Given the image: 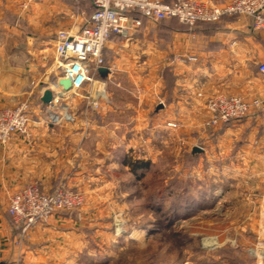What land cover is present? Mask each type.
<instances>
[{
  "label": "crops",
  "instance_id": "1",
  "mask_svg": "<svg viewBox=\"0 0 264 264\" xmlns=\"http://www.w3.org/2000/svg\"><path fill=\"white\" fill-rule=\"evenodd\" d=\"M15 1V6L22 3L28 6L35 0H0V109L8 107L7 102L29 99L30 84H34L36 78L40 87L31 93L34 105L28 135L14 136L8 143L0 144V264L113 263L114 253L109 247L102 252L89 251L88 230L95 223L78 220L73 214H56L48 222L33 227L24 240L18 242L17 231L7 214L9 197L25 184L35 181L44 191H51L58 174L71 172L73 164L77 168L72 170V179L69 174L64 176L69 186L70 182L80 185L88 163L86 151L84 153L88 142L107 155L99 173H105V169L113 173L124 171L128 169V162L122 159L123 168H119L111 154L120 155L122 149L134 146L137 134H143L146 144L154 131L159 129L160 133L172 125L171 116H180L183 125L191 124L202 136L209 120L206 102L215 96H236L248 103L257 101L259 106H252L237 123L222 125L220 131L218 126L214 130L211 128L219 132L205 146L210 151L213 147L222 148V153H216L212 159L238 158L242 164L264 166V78L257 70L259 63L264 61V29L254 30L249 18L226 16L217 23L194 27L174 20L172 24L177 28L143 20L142 26L131 31L127 38L114 37L106 43L103 55L108 74L98 75L104 94L101 109L96 112V122L85 120L75 125L65 122L51 125L46 120L48 105L41 101L50 84L45 87L39 75L50 63L51 56L45 54V44L39 38L35 39L22 28L13 31L14 26L6 23L11 17L5 16V8L12 7ZM200 1L223 5L231 0ZM35 3L34 6L44 5L46 0ZM90 14L91 4L86 22ZM82 20L80 15H73L72 27L66 30L85 25L86 22L76 24ZM50 35L54 40L55 31ZM121 68L130 69L125 78L116 74V69ZM158 68L171 69L172 93L166 92L164 82L133 76L134 71H131ZM118 94L122 97L116 98ZM72 103L67 105L75 116ZM160 105L161 109L156 110ZM212 141L215 146L210 143ZM236 147L239 152L233 150ZM76 148L79 152H74ZM206 148H201L200 153L205 155ZM225 149L230 152L226 153ZM260 193L257 204L263 214L254 222L257 240L251 241L261 249L254 254L255 264H264L263 188ZM220 195L219 190L213 193L215 198ZM219 207L216 204L213 208Z\"/></svg>",
  "mask_w": 264,
  "mask_h": 264
},
{
  "label": "rangeland",
  "instance_id": "2",
  "mask_svg": "<svg viewBox=\"0 0 264 264\" xmlns=\"http://www.w3.org/2000/svg\"><path fill=\"white\" fill-rule=\"evenodd\" d=\"M35 2L26 8L15 6L16 1L12 7H6L5 16L11 17L6 23L14 26L13 31L22 28L44 42L45 54L51 57L39 75L43 77L41 82L48 87L58 76V70L52 69L54 40L50 34L72 27L73 15L84 18L76 23L83 25L91 1L46 0V4L34 6ZM168 27L177 28L175 24ZM129 71L116 69V74L125 78ZM131 71H134L133 76L164 82L166 92L172 93L174 76L171 69ZM36 81L37 78L34 84H30L28 102L31 108L34 105L31 93L40 87ZM115 96L122 97L121 94ZM21 102L24 101H10L7 106ZM69 102H73L76 115L74 122L66 123L96 122L97 114L90 108H86L88 111L84 115L85 105L81 98L72 96L64 101ZM68 106V113L73 114ZM170 119L172 125L160 133L159 129L154 131L146 144L143 134H137L134 146L122 149L120 155L111 154L119 168H123L122 159L128 163L131 160L148 162L149 167L138 176L130 171L129 166L116 173L108 169L99 173L107 155L102 149L93 147L92 142L87 143L84 153L86 151L88 163L84 167L83 179L80 185L70 182V187L84 196L82 210L72 214L78 220L96 224L88 230L89 251L97 253L109 247L114 253L111 264H255L254 254L261 249L251 241L257 240L254 222L263 214L257 200L260 199L258 193L264 189V166L242 164L238 158L212 159L216 153H222V148L213 147L210 151L205 145L225 124L217 127L218 132L206 125L210 131L206 128L199 136L198 129L191 124L183 125L180 116H171ZM237 140L240 142L241 139L238 137ZM210 143L215 146L214 141ZM194 147L206 148V154L193 155ZM233 150L239 152L237 147ZM224 151L230 152L228 149ZM74 152L79 151L76 148ZM229 156L233 157L232 154ZM73 166L71 172L64 174H69L70 179L73 168H77V165ZM64 175L58 174L54 187L65 179ZM217 190L222 193L219 198L213 197ZM216 204L220 209L214 210Z\"/></svg>",
  "mask_w": 264,
  "mask_h": 264
},
{
  "label": "built area",
  "instance_id": "3",
  "mask_svg": "<svg viewBox=\"0 0 264 264\" xmlns=\"http://www.w3.org/2000/svg\"><path fill=\"white\" fill-rule=\"evenodd\" d=\"M91 14L85 25L76 29L61 30L53 41L52 69L58 76L50 83L52 100L46 109L47 122L58 125L74 122L68 113L65 100L76 96L86 108L97 112L101 109L104 87L98 70L106 68L103 50L113 38H127L131 31L139 29L143 20L158 23L173 19L194 27L198 24L217 23L226 16L247 17L254 30L264 29V0H231L218 5L200 0H90ZM27 3L20 4L26 8ZM110 69V68H109ZM258 73L264 78V61L258 65ZM67 79L71 88L63 90L58 81ZM64 103V104H63ZM252 106L236 96H215L205 108L209 113L206 125L217 127L243 119ZM31 119L28 99L12 107L0 109V144L8 143L14 136H27ZM84 203L81 192L73 190L65 178L51 191H43L36 182L25 184L8 199L7 214L17 231L18 242L39 224L46 223L56 214L70 215L79 211Z\"/></svg>",
  "mask_w": 264,
  "mask_h": 264
},
{
  "label": "water",
  "instance_id": "4",
  "mask_svg": "<svg viewBox=\"0 0 264 264\" xmlns=\"http://www.w3.org/2000/svg\"><path fill=\"white\" fill-rule=\"evenodd\" d=\"M107 74H108V70L106 68H100L98 70V75L101 76V77H104ZM58 85L61 86L63 88V90H65V91H68L71 88L70 81L67 80V79L59 80L58 81ZM51 100H52V92L49 89H47V90H45L43 92L42 97H41V101H42V103L48 105L51 102ZM161 107H162L161 105L158 106L156 108V110L161 109ZM200 152H202V149L199 148V147H194L192 149V154L193 155L197 154V153H200Z\"/></svg>",
  "mask_w": 264,
  "mask_h": 264
},
{
  "label": "trees",
  "instance_id": "5",
  "mask_svg": "<svg viewBox=\"0 0 264 264\" xmlns=\"http://www.w3.org/2000/svg\"><path fill=\"white\" fill-rule=\"evenodd\" d=\"M173 19H168V20H162L159 23L161 24H169V26L173 23ZM176 21V20H175ZM177 23H179L178 21H176ZM180 24V23H179ZM128 166L130 167V171L138 176L139 172H143L144 169H147L149 167V163L148 162H142L140 160H135L128 163ZM141 175H139L140 178Z\"/></svg>",
  "mask_w": 264,
  "mask_h": 264
}]
</instances>
